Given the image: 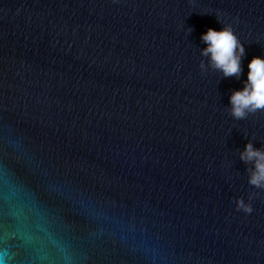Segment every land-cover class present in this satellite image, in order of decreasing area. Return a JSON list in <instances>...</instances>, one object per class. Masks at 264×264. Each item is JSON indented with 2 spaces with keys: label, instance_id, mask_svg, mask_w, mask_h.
Wrapping results in <instances>:
<instances>
[{
  "label": "water",
  "instance_id": "water-1",
  "mask_svg": "<svg viewBox=\"0 0 264 264\" xmlns=\"http://www.w3.org/2000/svg\"><path fill=\"white\" fill-rule=\"evenodd\" d=\"M0 264H264V0H0Z\"/></svg>",
  "mask_w": 264,
  "mask_h": 264
}]
</instances>
